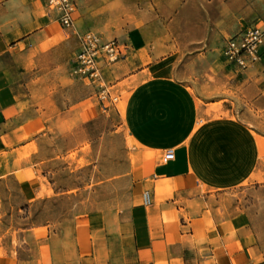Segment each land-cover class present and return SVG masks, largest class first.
Returning a JSON list of instances; mask_svg holds the SVG:
<instances>
[{
    "label": "crops",
    "instance_id": "0c3cea01",
    "mask_svg": "<svg viewBox=\"0 0 264 264\" xmlns=\"http://www.w3.org/2000/svg\"><path fill=\"white\" fill-rule=\"evenodd\" d=\"M74 1L73 25L64 28L47 0H0V157L37 141L47 114L84 117L90 96H56L70 92L61 85L63 69L71 76L86 33L116 38L125 50L113 75L133 82L121 108L140 156L131 174L139 202L113 219L87 215L66 241L34 230V263L42 260L43 242L50 264H264V202L250 201L240 215L215 211L219 198L237 188L264 190L255 139L264 136L255 117L264 113V40L260 59L245 70L223 56L229 36L264 19V0ZM217 48L230 75L233 95L220 99L228 117L210 110L217 101L203 97L191 70L215 72ZM78 103L82 109L73 110ZM168 148L174 159L163 162ZM145 189L148 206L140 202ZM201 201L210 203L207 217L193 208Z\"/></svg>",
    "mask_w": 264,
    "mask_h": 264
},
{
    "label": "rangeland",
    "instance_id": "374dc122",
    "mask_svg": "<svg viewBox=\"0 0 264 264\" xmlns=\"http://www.w3.org/2000/svg\"><path fill=\"white\" fill-rule=\"evenodd\" d=\"M215 52V72L210 73L206 67L191 70L198 72L199 77H195L202 80L203 97L217 101L210 110L228 117L231 114L220 99L233 95L226 82L230 75L222 64L221 49ZM113 63L100 68L96 79L90 81L72 79L63 69L61 85H67L70 92L67 98L65 92H57L56 96L64 102L75 101L78 95L90 96L83 102L89 109L84 117H73L68 112L47 114V125L37 131V141L0 157V259L9 264H50L48 247L43 242L39 243L42 260L34 263V230L38 237L59 235L66 241L74 234L75 224L82 223L87 215L113 219L139 202L140 191L133 188L131 174L139 166L140 156L122 120L121 108L133 82L117 79ZM81 106L75 104L73 110H81ZM255 117L264 125V113ZM255 139L264 160V136L255 134ZM258 179L264 181V172ZM28 188L33 195L26 193ZM257 199L264 202V190L256 191L253 185L240 187L221 196V206L215 211L240 215L247 207L252 208L245 205ZM209 205L201 201L193 208L195 213L205 210L207 217L212 213ZM259 213L264 218V210ZM2 260L0 264H5Z\"/></svg>",
    "mask_w": 264,
    "mask_h": 264
},
{
    "label": "built area",
    "instance_id": "2783aa9c",
    "mask_svg": "<svg viewBox=\"0 0 264 264\" xmlns=\"http://www.w3.org/2000/svg\"><path fill=\"white\" fill-rule=\"evenodd\" d=\"M49 10L57 14V19L64 28L73 25L76 4L74 0H47ZM264 40V19L259 23L242 28L229 36L223 47L226 62L238 70H245L260 59V47ZM125 46L116 38L103 39L97 33H86L78 50L71 59L70 74L73 78L94 80L103 65L118 61ZM174 159V150L168 148L163 153V162ZM140 202L144 206L152 203L150 190L145 189L140 194Z\"/></svg>",
    "mask_w": 264,
    "mask_h": 264
},
{
    "label": "bare ground",
    "instance_id": "6f19581e",
    "mask_svg": "<svg viewBox=\"0 0 264 264\" xmlns=\"http://www.w3.org/2000/svg\"><path fill=\"white\" fill-rule=\"evenodd\" d=\"M226 113H227V112H226ZM226 113H225V114H226ZM122 118H123L122 120H124V115H122ZM25 182H26V181H25ZM26 186H27V185H26ZM23 188H24V186H23ZM44 192H45V191H44ZM26 193H27L28 195H29L30 193L32 194L30 188L27 189V192H26ZM39 193L41 194L40 191H39ZM42 193H43V192H42ZM27 194H26V195H27ZM32 195H33V194H32ZM43 195H44V194H43ZM38 196H39V194H38ZM47 196H48V195H47Z\"/></svg>",
    "mask_w": 264,
    "mask_h": 264
}]
</instances>
